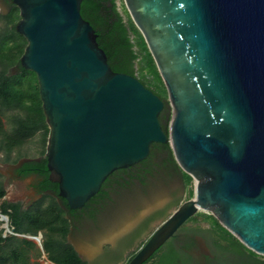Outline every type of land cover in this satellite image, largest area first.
Returning a JSON list of instances; mask_svg holds the SVG:
<instances>
[{
  "label": "water",
  "instance_id": "water-1",
  "mask_svg": "<svg viewBox=\"0 0 264 264\" xmlns=\"http://www.w3.org/2000/svg\"><path fill=\"white\" fill-rule=\"evenodd\" d=\"M48 127L44 157L74 209L119 168L168 142L192 196L156 222L124 264H142L198 211L264 256V0H122L164 83L167 102L113 71L81 0H12ZM169 109L167 133L159 114ZM21 158L18 163L27 161ZM5 231L13 232L0 214ZM16 235L35 240L41 233ZM54 264V263H52Z\"/></svg>",
  "mask_w": 264,
  "mask_h": 264
},
{
  "label": "trees",
  "instance_id": "trees-1",
  "mask_svg": "<svg viewBox=\"0 0 264 264\" xmlns=\"http://www.w3.org/2000/svg\"><path fill=\"white\" fill-rule=\"evenodd\" d=\"M80 14L94 29L96 42L104 51L110 68L135 76L166 103L164 83L145 40L131 20L123 1L81 0ZM9 18L0 27V160L16 162L21 157L30 158L22 154L20 148L36 136L40 146L38 160L22 162L20 171L22 174L32 171L41 178L37 186L42 196L27 207L21 206L19 202L5 200L0 202V214L7 216L8 226L13 228V232L0 228V264H32L31 257L40 254V250L38 252L35 249L36 245L31 239L16 235L14 232L28 235L41 233L43 253L51 263L86 264L65 240L68 221L63 206L67 208V204L57 195V184L48 179L46 158L43 155L48 127L41 106L36 74L23 68L19 63L26 40L14 28L15 22L19 19L16 7L11 11ZM159 120L164 132L167 133L168 118L165 115V107L159 114ZM162 145L182 173L186 198L191 197L192 187L188 188L191 185V176L179 168L169 143ZM44 191L56 193L60 202L55 196ZM3 193L0 175V198ZM197 215H201L210 224L206 233L212 240L213 250L231 258L232 262L225 264H264V256L246 248L212 214L198 211L186 221L194 220ZM166 216V213L162 214V218ZM163 248L164 258H158L156 252ZM135 250L129 254L125 262ZM167 255L169 257L166 258ZM180 260L181 264L189 263L188 255L177 251L169 239L142 264H174L173 262Z\"/></svg>",
  "mask_w": 264,
  "mask_h": 264
},
{
  "label": "flooded vegetation",
  "instance_id": "flooded-vegetation-1",
  "mask_svg": "<svg viewBox=\"0 0 264 264\" xmlns=\"http://www.w3.org/2000/svg\"><path fill=\"white\" fill-rule=\"evenodd\" d=\"M15 7L12 0H0V27L10 19ZM168 114L165 106L166 118ZM162 144L165 143H152L144 159L110 173L82 206L71 209L62 205L68 221L65 240L86 264H119L125 253L152 231L156 222L163 219L162 214H168L169 207L176 205L186 191L181 171ZM31 159L38 157L28 158ZM18 160H0L4 188L0 202H19L27 207L42 196L37 186L41 178L32 171L22 174V163ZM44 192L59 201L56 193ZM170 239L174 248L185 254L199 242L196 235L180 229ZM204 253L200 264H225L231 259L213 248L210 251L207 247ZM173 263L181 264V260Z\"/></svg>",
  "mask_w": 264,
  "mask_h": 264
},
{
  "label": "rangeland",
  "instance_id": "rangeland-1",
  "mask_svg": "<svg viewBox=\"0 0 264 264\" xmlns=\"http://www.w3.org/2000/svg\"><path fill=\"white\" fill-rule=\"evenodd\" d=\"M39 150H40V146H39V143L37 141L36 136L32 137L28 142H26L20 148V152L22 154H25L26 156H29V157L37 156ZM44 150H45V144H44ZM189 187H192V182H191V185L188 186V188ZM185 199H187L186 198V191L182 194L180 200L177 203H179L180 201L185 200ZM174 206L169 207L167 213ZM201 212H203V211H201ZM209 227H210V224H209L208 220L204 219L201 215H197L194 220L185 221L181 225V227L179 228L180 230H188V231L193 232L192 234L196 235L199 238V242L202 243L199 245V242H198V245L196 246V248L187 254L189 257V262L191 264H200L201 262L199 263V261L203 260V256L205 254L204 252L206 251L207 247H208V249H210V251L212 249V246H211L212 240L210 237L208 238L207 233H206V230L209 229ZM0 228L4 229L3 221H1V220H0ZM148 234H149V232H148ZM148 234H146V236H144V238L142 240H144L148 236ZM31 240L35 243V245H36L35 249L38 250V252H39L40 248H39L38 243L33 239H31ZM139 243L125 253V255L123 256V259L120 261L119 264H123L125 262V260L129 256V254L137 248ZM164 250H165V248H163L161 251L159 250L156 252L158 258L163 256ZM165 257L167 258L169 256L167 255ZM162 258H164V257H162ZM168 260H169V258H168ZM31 261H32V264H51L47 260V258L45 257V254L42 253L41 251H40V254L31 257ZM229 261L232 262L230 259H229Z\"/></svg>",
  "mask_w": 264,
  "mask_h": 264
},
{
  "label": "crops",
  "instance_id": "crops-1",
  "mask_svg": "<svg viewBox=\"0 0 264 264\" xmlns=\"http://www.w3.org/2000/svg\"><path fill=\"white\" fill-rule=\"evenodd\" d=\"M41 251V250H40ZM42 252V251H41ZM50 262V261H49ZM51 263V262H50ZM52 264V263H51Z\"/></svg>",
  "mask_w": 264,
  "mask_h": 264
}]
</instances>
